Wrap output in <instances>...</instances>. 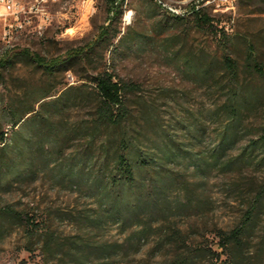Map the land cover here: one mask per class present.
Returning a JSON list of instances; mask_svg holds the SVG:
<instances>
[{"label": "trees", "instance_id": "16d2710c", "mask_svg": "<svg viewBox=\"0 0 264 264\" xmlns=\"http://www.w3.org/2000/svg\"><path fill=\"white\" fill-rule=\"evenodd\" d=\"M124 2L116 8L109 2L112 19H121ZM190 10L200 29L212 28L203 8ZM110 26L84 47L54 59L29 51L0 57V78L27 61L46 79L3 113L12 132L9 139L0 135V192L33 183L48 171L53 182L95 205L92 211L72 213L76 233L62 237L52 230V221L0 200V235L20 228L24 249L31 255L38 251L41 264H118L123 245L102 238L114 225L123 234L130 232L125 244L134 254L152 237L155 255L169 249L162 264H264V63L254 47H248L242 66L229 53L219 61L188 58L182 64L224 99L212 115L213 146L205 151L204 125L184 126L181 136L160 122L155 106L130 99L136 86L115 81L106 71L90 79V90L52 86L60 75L93 65L97 51L108 49L119 34ZM89 102L92 114L78 128L55 123V116ZM75 143L81 144L79 151L72 150ZM175 169H193L195 181L189 183ZM214 172L246 176L239 220L228 230L213 226L211 237L195 226L186 232L179 219L188 216L193 203H204L201 194Z\"/></svg>", "mask_w": 264, "mask_h": 264}, {"label": "rangeland", "instance_id": "374dc122", "mask_svg": "<svg viewBox=\"0 0 264 264\" xmlns=\"http://www.w3.org/2000/svg\"><path fill=\"white\" fill-rule=\"evenodd\" d=\"M157 1L125 0L121 19L114 20L108 15L111 0H0V57L10 51H29L54 59L84 47L96 39L102 27L111 25L119 34L108 49L97 51L93 65L76 67L60 75L52 86L57 90L71 86L90 90L93 87L90 79L106 71L115 81L136 86L130 99L155 106L160 122L181 136L184 126L204 125L205 142L201 148L208 151L216 136L212 115L224 99L217 95L214 86L194 78L182 64L188 58L219 61L229 53L242 66L249 46L254 47L259 61L264 63V0ZM192 6L205 10L212 20L211 29L202 30L197 26L190 10ZM127 15H130L129 22L124 20ZM241 77L244 81L245 76ZM45 82L42 72L27 61L0 78V135L4 133L9 139L12 132L3 117L4 111L20 101L28 89L38 88ZM91 109L89 102L71 108L63 117L55 116L54 121L76 129L89 120ZM253 121L251 118L246 124ZM80 149L81 144L75 143L72 150ZM175 170L189 183L195 181L193 169ZM244 177L214 172L201 194L204 203H193L195 208L179 219L180 227L188 232L195 226L207 237H211L209 231L213 226L232 228L242 211L240 193L246 189ZM256 177L261 180L260 176ZM234 184H239V189ZM0 200L39 219L52 221V230L62 237L76 233V226L70 220L72 213L95 209L93 200L59 186L48 171L33 183L18 184L8 193L0 192ZM129 234H123L115 225L102 233L103 240L123 245L118 264H162L170 253L166 249L155 255L152 237L134 254L125 244ZM256 242L257 239L250 248L252 257L256 254ZM24 245L20 228L0 235V264H41L39 252L31 255Z\"/></svg>", "mask_w": 264, "mask_h": 264}, {"label": "built area", "instance_id": "2783aa9c", "mask_svg": "<svg viewBox=\"0 0 264 264\" xmlns=\"http://www.w3.org/2000/svg\"><path fill=\"white\" fill-rule=\"evenodd\" d=\"M1 1H5V0H1ZM156 2H158L157 0H155ZM112 2H113V5H114V7L116 8V7H119V0H112ZM160 3V2H159ZM161 4V3H160ZM161 5H163V4H161ZM164 6V5H163ZM170 11H172V9H170ZM174 12H178V11H174ZM127 17H128V20H127ZM129 17H130V15H127V16H125V22H129Z\"/></svg>", "mask_w": 264, "mask_h": 264}, {"label": "bare ground", "instance_id": "6f19581e", "mask_svg": "<svg viewBox=\"0 0 264 264\" xmlns=\"http://www.w3.org/2000/svg\"><path fill=\"white\" fill-rule=\"evenodd\" d=\"M122 2V0H119V4ZM129 19H130V17H129ZM127 20H128V17H127Z\"/></svg>", "mask_w": 264, "mask_h": 264}]
</instances>
